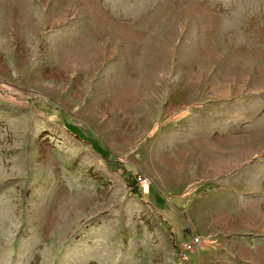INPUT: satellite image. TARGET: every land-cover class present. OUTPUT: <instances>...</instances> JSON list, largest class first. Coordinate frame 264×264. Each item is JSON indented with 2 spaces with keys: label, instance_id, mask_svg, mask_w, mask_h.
<instances>
[{
  "label": "rangeland",
  "instance_id": "374dc122",
  "mask_svg": "<svg viewBox=\"0 0 264 264\" xmlns=\"http://www.w3.org/2000/svg\"><path fill=\"white\" fill-rule=\"evenodd\" d=\"M0 264H264V0H0Z\"/></svg>",
  "mask_w": 264,
  "mask_h": 264
},
{
  "label": "built area",
  "instance_id": "2783aa9c",
  "mask_svg": "<svg viewBox=\"0 0 264 264\" xmlns=\"http://www.w3.org/2000/svg\"><path fill=\"white\" fill-rule=\"evenodd\" d=\"M136 183L140 185V187L144 188L145 185H147V179H145V177H143L142 175L137 174ZM197 242H198V239H194L193 237H191L188 241L184 242L182 244L183 253L192 251L194 246L197 244Z\"/></svg>",
  "mask_w": 264,
  "mask_h": 264
},
{
  "label": "trees",
  "instance_id": "16d2710c",
  "mask_svg": "<svg viewBox=\"0 0 264 264\" xmlns=\"http://www.w3.org/2000/svg\"><path fill=\"white\" fill-rule=\"evenodd\" d=\"M138 194H139L140 196H142L141 193H140V191H138ZM141 198H144V197H141Z\"/></svg>",
  "mask_w": 264,
  "mask_h": 264
}]
</instances>
